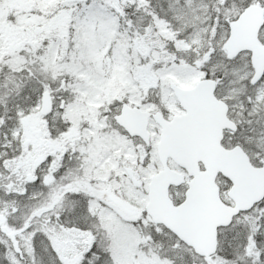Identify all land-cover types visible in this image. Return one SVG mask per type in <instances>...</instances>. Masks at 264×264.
Segmentation results:
<instances>
[{
    "label": "snow or ice",
    "instance_id": "snow-or-ice-1",
    "mask_svg": "<svg viewBox=\"0 0 264 264\" xmlns=\"http://www.w3.org/2000/svg\"><path fill=\"white\" fill-rule=\"evenodd\" d=\"M0 264H264V0H0Z\"/></svg>",
    "mask_w": 264,
    "mask_h": 264
}]
</instances>
